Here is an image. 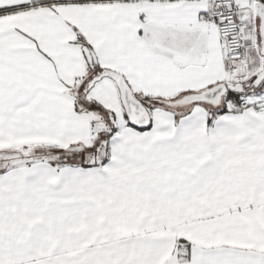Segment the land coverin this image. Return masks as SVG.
I'll use <instances>...</instances> for the list:
<instances>
[{"label": "snow or ice", "instance_id": "snow-or-ice-1", "mask_svg": "<svg viewBox=\"0 0 264 264\" xmlns=\"http://www.w3.org/2000/svg\"><path fill=\"white\" fill-rule=\"evenodd\" d=\"M0 264H264V0H0Z\"/></svg>", "mask_w": 264, "mask_h": 264}]
</instances>
